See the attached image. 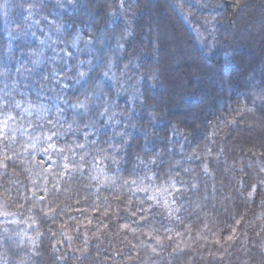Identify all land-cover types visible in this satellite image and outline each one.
Here are the masks:
<instances>
[{
	"label": "trees",
	"instance_id": "trees-1",
	"mask_svg": "<svg viewBox=\"0 0 264 264\" xmlns=\"http://www.w3.org/2000/svg\"><path fill=\"white\" fill-rule=\"evenodd\" d=\"M0 200V264H264V0H0Z\"/></svg>",
	"mask_w": 264,
	"mask_h": 264
},
{
	"label": "rangeland",
	"instance_id": "rangeland-1",
	"mask_svg": "<svg viewBox=\"0 0 264 264\" xmlns=\"http://www.w3.org/2000/svg\"><path fill=\"white\" fill-rule=\"evenodd\" d=\"M174 23L176 24L175 21H174ZM171 28L175 32L176 29H177V25H174L173 22H171ZM171 37H173V36H171ZM180 47H181L180 50H179V48L177 49L176 47H174L176 52L172 55V67H173V70H174L172 72V74H173V77H175V79L176 78L178 79V81H183L184 80V76L182 75L183 74L182 71L185 69L184 62L189 61L191 56H190V54L188 52L189 50L187 49V47L183 48L182 45ZM191 74L193 76L195 75L193 70H192ZM173 99H174V101L176 103V104H174V108H178L180 106L179 103H178L179 102L178 98L177 97H173ZM12 215L13 214L5 206L2 205L1 200H0V219L1 218H8V217H10Z\"/></svg>",
	"mask_w": 264,
	"mask_h": 264
}]
</instances>
